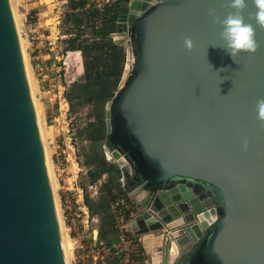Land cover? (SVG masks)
<instances>
[{
    "label": "water",
    "instance_id": "water-1",
    "mask_svg": "<svg viewBox=\"0 0 264 264\" xmlns=\"http://www.w3.org/2000/svg\"><path fill=\"white\" fill-rule=\"evenodd\" d=\"M230 11L229 0H130L111 33L128 53L105 152L142 207L129 226L144 249L159 242L164 264H264V28L255 53L232 58L215 18ZM0 264H68L11 0H0Z\"/></svg>",
    "mask_w": 264,
    "mask_h": 264
},
{
    "label": "rangeland",
    "instance_id": "rangeland-1",
    "mask_svg": "<svg viewBox=\"0 0 264 264\" xmlns=\"http://www.w3.org/2000/svg\"><path fill=\"white\" fill-rule=\"evenodd\" d=\"M19 1L20 0H13V4L19 23L21 37L23 38L28 64L34 80L35 99L40 106L43 118V130L45 133L46 146L49 150V157L51 159V171L56 182L55 195L58 201L65 233L67 234L66 236L69 237H66L69 240H67L69 262L73 264L74 241L71 235L75 234L74 227L79 231V221L83 215L82 208H79V204L87 206L85 201V196H87L91 203L90 208L92 209L91 211L88 206L89 215L94 218L98 217L99 222H97V224L100 225V223L103 224L106 220L102 219V215L105 214L106 210L113 211V205L116 199L122 195L125 196V193H119L115 195L114 199L110 200L106 192L107 190L102 188L100 181H91L87 172L89 168L87 159L90 148H94L92 150H99L102 148L105 151V141L100 142L96 138L98 133V121L94 118V114L92 113V105L82 100V95L79 97V94L82 92L81 85L85 82L83 52L79 53L78 50L67 46L68 40H72L75 37L79 29L80 20H84V17H81L79 9L75 11L77 12L76 14L69 15L72 13L68 5L69 0L58 5L60 11L54 10L44 12L43 14L45 15L44 18L47 17V23L53 24V39L56 40L53 45L58 54V58L56 59L57 70L54 73L56 75L53 76L55 78L54 85L48 86V89L51 88L49 91L52 97L50 103L57 104L56 109L60 116L55 121L52 120L51 122H47L44 113L45 104L43 102V95H41V88L33 71L29 55V46H32V41L30 40L31 33H26L22 26L23 20L18 12ZM44 1L50 2V0ZM75 17L78 18L77 21H75ZM84 22L86 21L84 20ZM41 29L44 30L43 28ZM84 33L86 35L88 34L86 31ZM46 34L50 33L48 32ZM54 94L56 96H54ZM68 94L71 96L70 98L72 99L73 105H71L69 101ZM111 160L114 161L112 158ZM107 177L108 174H103L100 180L104 182ZM79 194L82 195L83 198L81 201H79ZM62 195L65 197L67 209L66 206H64V202H62ZM128 197L131 198L129 194ZM123 211L124 209L122 212ZM140 211L141 209L138 205L135 210V215ZM132 217L131 214L128 219L126 216H122L123 221L120 222L122 226H120V228H122L124 230L123 232L128 236L131 237L129 233L136 236V241H138L139 238L143 237V234H135L132 231L128 224L129 219ZM93 226H95V222ZM127 230L129 233L126 232ZM141 261L144 263L143 258Z\"/></svg>",
    "mask_w": 264,
    "mask_h": 264
},
{
    "label": "trees",
    "instance_id": "trees-1",
    "mask_svg": "<svg viewBox=\"0 0 264 264\" xmlns=\"http://www.w3.org/2000/svg\"><path fill=\"white\" fill-rule=\"evenodd\" d=\"M128 1L115 0L112 4H106L102 11L93 7L81 10L79 13L86 22L81 19L80 25L84 28H91L92 38L83 36V32L79 33L78 29L75 37L67 42V46L73 49L80 48L84 55L85 82L81 85L82 92L79 97L82 95V100L92 105V113L98 121L96 138L100 142L106 139L105 104L118 88L126 61V47L124 44L115 41L111 33L116 30V23L120 14L127 11ZM87 2L88 0H69L68 5L72 10L69 15L76 14L75 11L79 7L84 8ZM98 17H101L102 23L96 28L94 27V20ZM77 20L78 18L75 17V21ZM67 96L73 105L71 96L69 94ZM92 149L94 148H90L87 159L89 164L87 172L91 181H98L103 174H108L105 181H101L100 184L103 189L107 190L109 199H114L115 195L119 193H125L128 198L121 180V167L108 158L102 148L99 150ZM85 201L90 208L91 203L87 196H85ZM129 215L130 211L126 210L127 219ZM102 219L106 220L99 225L98 239L103 243L111 244L124 230L117 223V214L114 211L106 210ZM126 232L129 233L128 230ZM129 235L136 238L133 234L129 233Z\"/></svg>",
    "mask_w": 264,
    "mask_h": 264
},
{
    "label": "crops",
    "instance_id": "crops-1",
    "mask_svg": "<svg viewBox=\"0 0 264 264\" xmlns=\"http://www.w3.org/2000/svg\"><path fill=\"white\" fill-rule=\"evenodd\" d=\"M64 2H67V0H50V2L44 0H20L18 3V12L23 20L22 26L24 27L26 33L37 32L41 38L39 40H34L31 43L32 46H29V55L33 71L41 88V95H43V102L45 104L44 113L47 122H51L52 120L55 121L60 116L56 109L57 104L50 103L52 97L49 91L51 88L48 89V86L54 85L55 78L53 76L56 75L54 73L57 70L56 59L58 58V54L55 51V46L53 45L56 41L53 39V24L47 23V17L44 18L45 15L43 14L44 12L54 10L60 11L58 5ZM86 4H88V2ZM85 6L84 8L79 7V10H85ZM48 32L50 34H46ZM80 32H83V36H86L84 31H82L81 25H79V33ZM76 50L81 49L79 48ZM55 94L54 96H56ZM82 199V195L79 194V201ZM65 201V197L62 195V202H64V206H66L67 209ZM74 233L76 235L70 234L74 241L73 259L77 264H89V261L94 255L92 253V245L94 239H98V231L95 230L94 227L84 226L79 221V231L76 227H74ZM159 233H162V231H159Z\"/></svg>",
    "mask_w": 264,
    "mask_h": 264
},
{
    "label": "built area",
    "instance_id": "built-area-1",
    "mask_svg": "<svg viewBox=\"0 0 264 264\" xmlns=\"http://www.w3.org/2000/svg\"><path fill=\"white\" fill-rule=\"evenodd\" d=\"M114 1L115 0H88V4H86L85 8L88 9L93 7L102 11L106 4H112ZM94 21H95L94 27L96 28H98L102 23L101 17L96 18ZM82 31L88 32L86 36L92 38L91 28L82 27ZM39 39H41L39 34L31 33L30 40L32 42L34 40H39ZM122 44H124V46L126 47V56H127L128 45L125 43ZM78 51L79 53H82V50H78ZM99 181L101 182V180ZM138 205L139 204L136 203L132 197L127 198V196L122 195L116 199L113 205L114 207L113 211L117 214V223L119 224V226H121L120 222L123 221L122 216L123 217L125 216V211L129 210L131 216H134L135 210L138 207ZM139 207L142 210V207L140 205ZM79 208H82L83 211V215L80 218V222L86 227H94L95 230L99 231V224H97V222H99V218L98 217L94 218L89 215L88 206L79 205ZM122 208L124 209L123 212H122L123 210ZM94 222H95V226H93ZM158 234H160L159 231L155 232V235ZM139 239L138 241H136L135 237L133 236L130 237L127 234H125L123 231L120 232L118 238L115 241H113L111 244H106L99 241V239H94L92 245L93 247L92 253L94 255L92 256V259L89 261V264H144V263L164 264V255H163L164 253L162 248L161 249L158 248L159 242L154 240L155 244L153 243L152 249L149 251L144 249L143 237ZM142 258L144 260V263L141 261ZM73 264H77L74 261V259H73Z\"/></svg>",
    "mask_w": 264,
    "mask_h": 264
},
{
    "label": "clouds",
    "instance_id": "clouds-1",
    "mask_svg": "<svg viewBox=\"0 0 264 264\" xmlns=\"http://www.w3.org/2000/svg\"><path fill=\"white\" fill-rule=\"evenodd\" d=\"M251 4L254 8L246 19L244 12ZM229 7L234 9L230 11L222 20L216 18V22L222 26L219 33L220 39L223 41L222 48L229 53L232 58L238 56L241 52L255 53L260 43L257 40L256 25L264 28V0H229ZM210 15L215 16V9L210 10ZM254 20L255 25L250 22ZM185 47L191 51L195 47V43L191 37L185 38ZM257 119L264 122V97H260L256 101ZM248 141H244V147H248ZM203 219V218H202ZM216 220V216H212L207 220V224L211 225Z\"/></svg>",
    "mask_w": 264,
    "mask_h": 264
},
{
    "label": "bare ground",
    "instance_id": "bare-ground-1",
    "mask_svg": "<svg viewBox=\"0 0 264 264\" xmlns=\"http://www.w3.org/2000/svg\"><path fill=\"white\" fill-rule=\"evenodd\" d=\"M11 3H12V7H13V11H14V16H15V20H16V24H17V29H18V33H19V38H20V42H21V46H22V51H23V55H24V59H25V64H26V68H27V73H28V77H29V81H30V86H31V90H32V94H33V99H34V103H35V108H36V112H37V116H38V121H39V125H40V129H41V134H42V138H43V143H44V147H45V151H46V156H47V160H48V164H49V169H50V173H51V178H52V182H53V186H54V191H55V188H56V182H55V179L53 177V173L51 171V159L49 157V150L47 149V146H46V139H45V133H44V128H43V118H42V115H41V110H40V106L38 104V102L36 101L35 99V95H34V90H35V87H34V80H33V77H32V74H31V70H30V66L28 64V58H27V55H26V52H25V49H24V44H23V38L21 37V33H20V29H19V23H18V20H17V15H16V11H15V7H14V4H13V0H11ZM109 153V152H108ZM108 158H111V154L109 153V157ZM57 199V198H56ZM57 204H58V201H57ZM58 208H59V205H58ZM60 213V211H59ZM212 217V216H211ZM60 219H61V216H60ZM61 225H62V231H63V237H64V243H65V249H66V255H67V260H68V264H70V260H69V253H68V244H67V238L68 236H66L67 234L65 233V228L63 226V222L61 220ZM69 238V237H68ZM150 238V237H149ZM148 237H146V241L149 240ZM69 241V240H68ZM171 248L169 249L168 251V254L171 258V260L173 258H175V256L178 254V247L177 245L175 244V242L170 246Z\"/></svg>",
    "mask_w": 264,
    "mask_h": 264
},
{
    "label": "flooded vegetation",
    "instance_id": "flooded-vegetation-1",
    "mask_svg": "<svg viewBox=\"0 0 264 264\" xmlns=\"http://www.w3.org/2000/svg\"><path fill=\"white\" fill-rule=\"evenodd\" d=\"M130 1V0H129ZM129 1L127 2V9H128V3H129ZM127 12V11H126ZM126 12H123V13H126ZM122 14V13H121ZM129 19H130V21L133 19V16L132 15H130L129 16Z\"/></svg>",
    "mask_w": 264,
    "mask_h": 264
}]
</instances>
